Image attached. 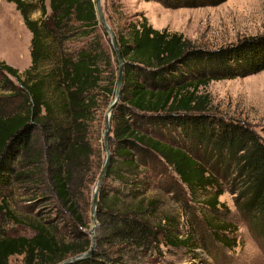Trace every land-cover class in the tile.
I'll use <instances>...</instances> for the list:
<instances>
[{
  "label": "trees",
  "instance_id": "1",
  "mask_svg": "<svg viewBox=\"0 0 264 264\" xmlns=\"http://www.w3.org/2000/svg\"><path fill=\"white\" fill-rule=\"evenodd\" d=\"M7 1L22 15L31 38L30 65L22 74L0 60V71L19 82L24 102L16 113L0 110V192L26 175L23 167L45 161L57 199L71 215L76 242L60 244L45 225H36L31 237H0V264L15 254L28 262L56 264L90 246L73 196L77 189L79 197L90 195L103 164L99 158L95 166L90 161L93 149L86 126L96 110L95 91L101 87L99 63L109 57L94 36L99 23L93 0ZM152 1L181 8L225 0ZM34 11H39L38 19L31 18ZM113 31L124 63L121 93L110 117L111 160L99 190L97 218L107 233L96 237L90 257L69 264H132L131 259L146 255L160 239L186 256L196 254L202 264L208 260L200 251L214 262H225L226 252L237 245V227L219 217V209L227 210L219 201L224 183L264 250V141L246 122L205 113L207 99L198 93L211 80L263 71L264 32L216 48L187 46L181 33L156 29L142 14ZM72 35H91L95 44L73 57H61L49 70L41 69L61 37ZM114 88L103 86V93L109 97ZM37 132L43 142L35 148ZM154 183L167 193L184 188L189 200L196 192L208 195V213L196 223L204 227L201 238L195 230L178 235L169 217L154 222L145 215L154 199L147 204L145 198L136 199ZM122 194L135 201L120 202ZM0 208L9 212L5 202Z\"/></svg>",
  "mask_w": 264,
  "mask_h": 264
},
{
  "label": "rangeland",
  "instance_id": "2",
  "mask_svg": "<svg viewBox=\"0 0 264 264\" xmlns=\"http://www.w3.org/2000/svg\"><path fill=\"white\" fill-rule=\"evenodd\" d=\"M45 2L47 4L48 0ZM101 4L112 30L124 26L129 20L139 18L142 14L156 29L165 28L168 31L181 33L187 46L216 48L234 43L243 36L264 32V0H225L215 6L181 8H165L152 0H101ZM39 16V11L31 14L33 19H38ZM94 36L98 38L109 61L106 59L99 63L101 87L95 91L96 110L93 119L86 126V138L93 149L90 157L93 166L98 158L102 163L105 158L102 145L104 116L114 94L107 97L102 88L103 86H115L118 66L116 57L112 54L107 33L98 26ZM30 38V32L25 27L22 15L14 3L0 0V60L16 68L19 74H22L30 65ZM95 38L91 35L61 37V41L57 42L56 48L53 47L52 55L41 69L49 70L58 65L61 57H73L79 50L94 46ZM61 91L58 89L57 92ZM198 93L207 99L205 113L246 122L264 141V70L244 77L211 80L205 87H200ZM22 96L19 82L11 75L0 71V110L5 114L20 111L24 105ZM36 134L38 141L34 142L35 148L43 142L40 133ZM21 172L26 175L20 176L0 192V206L5 202L6 209L9 211L6 213L5 208H0V237H31L35 234L36 225H45L60 244L76 242L73 240L74 226L71 215L68 212L65 213L66 209L57 199L45 161L35 168L23 167ZM224 188L219 201L224 202L227 210L219 209V217L236 225L237 230L234 235L237 245L226 252L228 256L225 262L219 260L214 262L212 258H208L206 252L198 249L197 251H200L208 260L207 264H264V250L252 237L247 225L238 214L233 194L228 190L229 186L226 183H224ZM78 190L73 198L79 201V209L85 222L82 230L85 236L90 238V229L93 225L90 213L92 191L90 195L84 194L79 197ZM176 190V194L167 193L154 183L148 190L140 193L136 201L145 198V204H147L149 200L154 199V207H148L145 212L150 220L155 222L169 217L172 222L171 226L178 235L183 236L186 232L192 233L195 230L201 238L204 227L200 225L197 228L196 223L197 217L208 213L204 207V200L208 195L196 192L191 195L193 199L189 200L188 195L190 194H185L184 188L181 191L176 187ZM119 198L120 202L126 204L135 201L123 194ZM184 202H187L189 206H184ZM149 210L151 213L147 214ZM95 232L96 237L107 233L98 218ZM206 235L207 233L204 237ZM151 250V253L149 251L144 256L139 255L130 262L132 264H202L196 254L192 256L191 252L187 251L192 257L189 254L186 256L187 253L173 248L161 239ZM7 264L46 263L38 260L28 262L25 261L23 255L15 254L8 258Z\"/></svg>",
  "mask_w": 264,
  "mask_h": 264
},
{
  "label": "water",
  "instance_id": "3",
  "mask_svg": "<svg viewBox=\"0 0 264 264\" xmlns=\"http://www.w3.org/2000/svg\"><path fill=\"white\" fill-rule=\"evenodd\" d=\"M93 2H94V9H95V13L97 16L99 26L101 29H103L107 33L109 40H110L111 48L115 53V57H116L117 64H118L117 76H116L114 94H113L112 100L110 101L106 109L105 116H104V126H103V131H102V145H103L104 152H105V158L101 166V169L98 173V176L96 178V181H95V184L92 190V195H91L90 213H91V219H92L93 225L90 229V246L86 251L69 255L65 259L59 261L56 264H69V263H72L78 260L86 259L92 255V253L94 252L96 248L97 240H96L95 228L97 226L96 216H97V210H98V200H99L98 196H99L100 186L106 176L107 170L110 165V158H111L110 147H109V136L111 133L110 117H111L112 111L116 103L118 102V99L121 93L122 83H123V63L124 62H123V58L119 51V47L116 41V36L111 26L109 25L108 21L106 20V17H105L103 8H102L101 0H93Z\"/></svg>",
  "mask_w": 264,
  "mask_h": 264
}]
</instances>
